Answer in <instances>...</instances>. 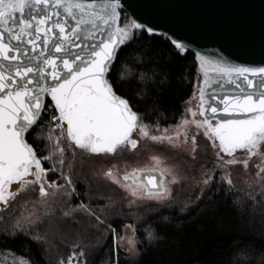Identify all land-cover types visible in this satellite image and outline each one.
<instances>
[{
  "label": "snow or ice",
  "instance_id": "snow-or-ice-1",
  "mask_svg": "<svg viewBox=\"0 0 264 264\" xmlns=\"http://www.w3.org/2000/svg\"><path fill=\"white\" fill-rule=\"evenodd\" d=\"M123 9L122 0H0V238L5 243L23 237L47 252L59 213L78 234L101 227L112 234L105 264H121V252L125 264H142L147 248L158 246L164 233L149 229L140 239L133 225H125L132 231L125 247V237L107 223L116 202L109 197L106 205L94 207L96 198L88 193L87 202L80 200L77 184L87 174L77 171L75 163L79 157L83 169L91 161L138 150L149 140L181 155L186 152L188 159L171 165L154 155L153 167L122 177H114L115 164L92 171V178L110 181L127 193L123 199L128 209L145 201L171 207L177 202L176 190L191 186L198 191L181 202L178 212L215 211L221 192L227 198L243 190L235 182L234 168H241L249 181L246 197L232 199V210L243 217L247 202L259 206L253 194L257 188L264 198V64H232L196 52L204 77L198 102L185 107L179 123L161 132L158 124L144 122L145 114L118 95L110 80L120 49L141 32L156 34L151 26L122 16ZM168 39L178 54L189 51L177 39ZM138 79L143 99L148 83L144 75ZM163 219L167 226L169 218ZM72 249L58 264H87V246L74 243ZM13 264L34 262L13 255Z\"/></svg>",
  "mask_w": 264,
  "mask_h": 264
},
{
  "label": "trees",
  "instance_id": "trees-1",
  "mask_svg": "<svg viewBox=\"0 0 264 264\" xmlns=\"http://www.w3.org/2000/svg\"><path fill=\"white\" fill-rule=\"evenodd\" d=\"M141 75L146 77L148 83L144 89L148 95L143 99L140 96L142 85L138 79ZM201 79L193 52L178 54L167 37L150 36L146 31L139 33L137 38L120 49L110 74L116 91L129 99L135 110L145 114L144 122L153 127L158 124L160 129L180 121L185 104L199 88ZM44 166L51 167L47 163ZM216 175L219 177L220 173ZM237 185L243 190L227 198L223 192L216 197L219 207L215 211L192 210L180 214L177 209L163 210L150 215L145 223L137 224L133 218L115 217L110 224L119 230L126 223L134 224L140 239L145 237L149 229L164 233V239L158 246L147 248L142 264H264V198L259 196L257 188L253 194L261 201L259 206L249 201L244 216H238L230 206L231 201L245 198L248 189L247 186ZM77 189L87 202L85 184H77ZM74 203L78 201L74 200ZM207 203L205 201L200 207L204 208ZM104 204L103 201H95L94 206ZM164 217L169 218L167 226ZM57 225L60 227L59 232ZM176 225L180 227L176 228ZM63 231L72 232L76 236L74 241L60 235ZM97 235L90 229L81 230L78 234L75 225H66L56 216L50 233L53 246L47 252L23 237L7 243L0 238V264H13V255L31 258L34 264H58L61 258L67 259L73 250L72 243L78 240L88 244L87 264H105L112 252L113 237L109 233L102 245L94 250V242L98 243ZM3 249H12L13 252L5 254ZM120 261L125 264L123 252L120 253Z\"/></svg>",
  "mask_w": 264,
  "mask_h": 264
},
{
  "label": "water",
  "instance_id": "water-1",
  "mask_svg": "<svg viewBox=\"0 0 264 264\" xmlns=\"http://www.w3.org/2000/svg\"><path fill=\"white\" fill-rule=\"evenodd\" d=\"M122 4V16L128 13L151 26L154 35L177 39L187 52L232 64H264V0H122Z\"/></svg>",
  "mask_w": 264,
  "mask_h": 264
},
{
  "label": "rangeland",
  "instance_id": "rangeland-1",
  "mask_svg": "<svg viewBox=\"0 0 264 264\" xmlns=\"http://www.w3.org/2000/svg\"><path fill=\"white\" fill-rule=\"evenodd\" d=\"M189 101H190V104H185V107L187 106L194 107L195 101L193 97L187 100V102ZM168 127H165V128H168ZM165 128H161L160 131L163 132V129ZM182 130L183 129H180V131ZM192 131L195 132L196 129L193 127ZM154 134H159V133H154ZM202 143H205L203 139H202ZM154 155L161 156L162 159H165L166 162L171 165H181L184 160L188 159L186 152L181 155L180 153L176 151L167 150L162 145L154 144L150 140L147 142H142L138 150L125 152L122 156L106 157L103 159H97V160L91 161L83 169H81L80 167V158L79 157L77 158L76 163H75L76 170L87 174V175L82 174L80 177L81 182H83L86 186V193L96 198V201H100V202L103 201L105 203L104 205L107 204L109 197H111L113 201L116 202V212L114 211L111 212V214L108 216L107 223H110V221L115 217L117 218L124 217L127 219L133 218L137 222V224L145 223V221L149 219L150 215L157 213V212H161L163 210H172V209L178 210L182 201L188 199L189 196H192L194 198V191H198V188L194 190L193 187L191 186H185L183 188H178L176 190L175 194L177 197V202L171 207H165V206L158 205L154 201H145L140 208L137 209L134 207L130 210L125 206L127 201L124 200L123 197L126 196L127 193L123 189L119 188L116 184H112L110 181H106V180L98 179V178H92V171L98 168H103L106 170L107 168H111L113 164L117 166L116 168L113 169L114 177L116 176L122 177L126 172H129L130 170H133L136 168H140V169L151 168L153 167L155 163L154 161L151 160V157ZM210 158H211V149L209 148V159ZM209 166L211 165L209 164ZM190 174L196 176L197 180L201 179L199 173L195 169H191ZM233 177L237 184L247 186L246 182L249 181V177L244 174L241 168L233 169ZM51 179L53 180L57 179V175L55 176L51 175ZM127 183L131 184L132 181L129 180L127 181ZM133 186L136 187V185H133ZM79 199L84 200L81 195ZM104 205L100 207H103ZM94 207H97V206H94ZM114 213L115 215L112 216ZM57 217H59V213H57ZM65 223L66 225L67 223L71 225L70 222H65ZM125 225H133L135 228L137 227L136 225L131 224V223L124 224L121 227V230L114 227L118 236L125 237V247H126V238L132 234V231L130 228H126ZM90 230L91 231L94 230L95 232L98 233V235L96 236L97 242L100 241L99 244L101 243L99 245L98 243L94 242L93 249L95 250V248H98L102 245L104 239L107 237V235L110 232L106 231L105 227H101L99 230H96V229H90ZM63 232H60V235H62L66 240L74 241V238H76V236L73 235L72 232H68V231L64 233ZM78 241L74 243H82L81 241L79 242ZM82 244L88 247L87 243H82ZM86 251H87V257H88V248L86 249Z\"/></svg>",
  "mask_w": 264,
  "mask_h": 264
},
{
  "label": "flooded vegetation",
  "instance_id": "flooded-vegetation-1",
  "mask_svg": "<svg viewBox=\"0 0 264 264\" xmlns=\"http://www.w3.org/2000/svg\"><path fill=\"white\" fill-rule=\"evenodd\" d=\"M198 90V89H197ZM196 93V92H195ZM193 97V96H192ZM194 101H195V105H196V103L198 102V97H196L195 99H194Z\"/></svg>",
  "mask_w": 264,
  "mask_h": 264
},
{
  "label": "built area",
  "instance_id": "built-area-1",
  "mask_svg": "<svg viewBox=\"0 0 264 264\" xmlns=\"http://www.w3.org/2000/svg\"><path fill=\"white\" fill-rule=\"evenodd\" d=\"M52 176H55V175H52Z\"/></svg>",
  "mask_w": 264,
  "mask_h": 264
}]
</instances>
